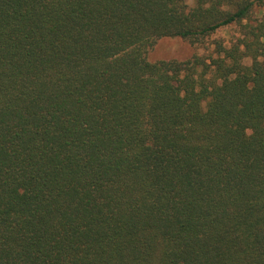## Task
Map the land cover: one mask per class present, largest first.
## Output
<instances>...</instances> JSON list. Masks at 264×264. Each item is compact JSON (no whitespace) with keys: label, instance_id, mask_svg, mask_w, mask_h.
I'll use <instances>...</instances> for the list:
<instances>
[{"label":"trees","instance_id":"obj_1","mask_svg":"<svg viewBox=\"0 0 264 264\" xmlns=\"http://www.w3.org/2000/svg\"><path fill=\"white\" fill-rule=\"evenodd\" d=\"M0 264H264V0H0Z\"/></svg>","mask_w":264,"mask_h":264},{"label":"rangeland","instance_id":"obj_2","mask_svg":"<svg viewBox=\"0 0 264 264\" xmlns=\"http://www.w3.org/2000/svg\"><path fill=\"white\" fill-rule=\"evenodd\" d=\"M188 1L191 5L194 3V0ZM238 29V26L222 27L210 37L206 44H193L181 37L162 38L149 50L148 57L151 61H157L169 58L186 60L196 54L209 55L214 49L212 41L219 38L228 44L229 40L238 34Z\"/></svg>","mask_w":264,"mask_h":264}]
</instances>
